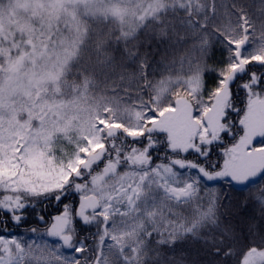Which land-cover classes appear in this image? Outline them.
Here are the masks:
<instances>
[{
	"label": "snow or ice",
	"instance_id": "1",
	"mask_svg": "<svg viewBox=\"0 0 264 264\" xmlns=\"http://www.w3.org/2000/svg\"><path fill=\"white\" fill-rule=\"evenodd\" d=\"M0 264H264V0H0Z\"/></svg>",
	"mask_w": 264,
	"mask_h": 264
},
{
	"label": "trees",
	"instance_id": "2",
	"mask_svg": "<svg viewBox=\"0 0 264 264\" xmlns=\"http://www.w3.org/2000/svg\"><path fill=\"white\" fill-rule=\"evenodd\" d=\"M221 59L220 53L219 51H216L215 54L213 56L210 57L209 59V68L211 69L212 67L215 66V63L218 62ZM211 74H209V82L211 83ZM214 155H218V153L214 154ZM45 207L47 208V210L49 212H54L55 211V206L52 207H48L47 205H45ZM41 212V209L39 207H37L36 209V215L35 216H31L30 219L28 220L27 224L24 226V228L20 229V233L23 234L26 228L29 227H37V217L39 215V213ZM39 227H41V229H43V225H39ZM14 231V230H13Z\"/></svg>",
	"mask_w": 264,
	"mask_h": 264
},
{
	"label": "rangeland",
	"instance_id": "3",
	"mask_svg": "<svg viewBox=\"0 0 264 264\" xmlns=\"http://www.w3.org/2000/svg\"><path fill=\"white\" fill-rule=\"evenodd\" d=\"M257 215H258V213H257Z\"/></svg>",
	"mask_w": 264,
	"mask_h": 264
}]
</instances>
